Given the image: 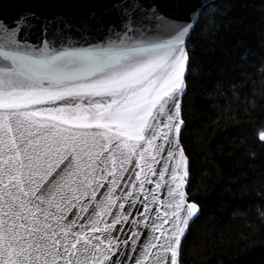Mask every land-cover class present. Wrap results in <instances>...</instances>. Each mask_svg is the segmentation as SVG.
I'll return each instance as SVG.
<instances>
[{
	"label": "snow or ice",
	"instance_id": "snow-or-ice-1",
	"mask_svg": "<svg viewBox=\"0 0 264 264\" xmlns=\"http://www.w3.org/2000/svg\"><path fill=\"white\" fill-rule=\"evenodd\" d=\"M180 8L0 18V264H180L199 212L180 143L197 6Z\"/></svg>",
	"mask_w": 264,
	"mask_h": 264
},
{
	"label": "trees",
	"instance_id": "trees-1",
	"mask_svg": "<svg viewBox=\"0 0 264 264\" xmlns=\"http://www.w3.org/2000/svg\"><path fill=\"white\" fill-rule=\"evenodd\" d=\"M181 145L200 213L181 264H264V0L205 5L186 44Z\"/></svg>",
	"mask_w": 264,
	"mask_h": 264
},
{
	"label": "water",
	"instance_id": "water-1",
	"mask_svg": "<svg viewBox=\"0 0 264 264\" xmlns=\"http://www.w3.org/2000/svg\"><path fill=\"white\" fill-rule=\"evenodd\" d=\"M213 1L215 0H187V2L190 5L197 6V9H196L197 20L194 22V26L199 19V16H200V13L203 7ZM111 2L112 0H0V18H3L9 24H14L16 17L31 10L35 12L38 16H41L42 18L44 17L52 18L58 14V15L65 17L66 19L71 20L73 22V25H76L80 22L81 17L84 16L85 14L92 12V11L102 12L106 7H108L111 4ZM146 2L157 5L162 13L180 15L182 12L180 5L181 3L185 2V0H146ZM189 22H192V21H189ZM192 30L190 31L189 35L185 38L186 40L185 47L191 35ZM24 35L27 37V43L33 44V45H38L40 43L41 33L35 30H32V31L24 33ZM98 35L99 34L88 37V39L91 40V42L93 43L99 42L96 38ZM72 40H73V43H75V46L77 47L88 46L84 42V40L81 39L79 36H73ZM76 41H79V42L76 43ZM186 51H187V47H186ZM188 64H189V56H188L186 74H185V84H186V76L188 72ZM185 92H186V88H185ZM182 101H183V97H182ZM181 111H182V103H181ZM187 160H188V157H187ZM188 171H189V160H188ZM188 180H189V175L187 178L186 190H187ZM188 202L190 203L193 202L189 200V196H188ZM199 213H200V207H199V212L196 215V217L199 215ZM196 217L193 218V221L196 219Z\"/></svg>",
	"mask_w": 264,
	"mask_h": 264
}]
</instances>
